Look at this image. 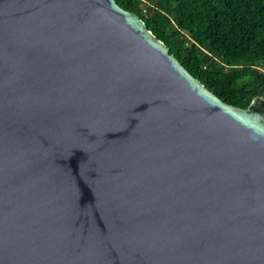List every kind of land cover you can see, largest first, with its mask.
I'll return each instance as SVG.
<instances>
[{"label":"water","instance_id":"95a60500","mask_svg":"<svg viewBox=\"0 0 264 264\" xmlns=\"http://www.w3.org/2000/svg\"><path fill=\"white\" fill-rule=\"evenodd\" d=\"M0 264H264V96L115 0H0Z\"/></svg>","mask_w":264,"mask_h":264},{"label":"trees","instance_id":"16d2710c","mask_svg":"<svg viewBox=\"0 0 264 264\" xmlns=\"http://www.w3.org/2000/svg\"><path fill=\"white\" fill-rule=\"evenodd\" d=\"M227 104L264 96V0H115Z\"/></svg>","mask_w":264,"mask_h":264}]
</instances>
